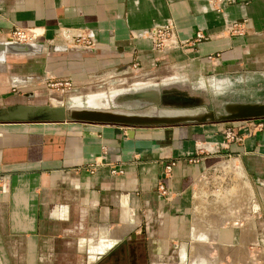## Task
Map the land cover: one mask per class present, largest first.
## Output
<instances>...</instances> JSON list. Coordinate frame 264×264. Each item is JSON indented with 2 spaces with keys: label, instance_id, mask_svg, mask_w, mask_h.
Segmentation results:
<instances>
[{
  "label": "crops",
  "instance_id": "obj_1",
  "mask_svg": "<svg viewBox=\"0 0 264 264\" xmlns=\"http://www.w3.org/2000/svg\"><path fill=\"white\" fill-rule=\"evenodd\" d=\"M167 22L179 43H190L157 53L142 34ZM231 24L241 25V32L230 31ZM14 28H36L49 44L60 42L61 32L91 39L92 51L72 46L48 54L46 63L55 66V74L75 83L128 66L153 70L158 64L179 68L185 76L197 70L218 88L242 83L248 75L264 76V0H233L219 10L208 0H0V41ZM198 32L208 39L192 42ZM14 59L12 79L6 66L0 67V110L26 105L23 59ZM225 157L238 160L261 192L259 209L249 211L252 220L223 217L209 208L207 214L214 212L209 220L215 221L198 223L195 183ZM229 163L241 179V166ZM168 164L173 165L165 175ZM111 166L123 174H112ZM159 183L165 196L157 190ZM239 187L247 210L255 198L247 182ZM138 230L151 240L146 264H157L173 246L180 252L174 264H264L234 256H250L249 246L264 245V119L136 127L0 122V264H98ZM190 246L194 255L186 261Z\"/></svg>",
  "mask_w": 264,
  "mask_h": 264
},
{
  "label": "rangeland",
  "instance_id": "obj_2",
  "mask_svg": "<svg viewBox=\"0 0 264 264\" xmlns=\"http://www.w3.org/2000/svg\"><path fill=\"white\" fill-rule=\"evenodd\" d=\"M38 36L39 37L35 40L30 37V39L24 41V43L41 44L46 48V51L41 55L30 58L25 57L21 58L23 59V61L20 60V66H23L25 68L26 75V79H24L23 83L21 84H26V105L50 106L54 104L53 100H63L60 104L58 103L55 105H64L66 108L69 105L68 98L80 97L82 99H75L72 105L85 107L89 103H94L96 105V100L98 98L94 95L106 94L107 96L112 97L120 93H136L139 92V88H141L140 90H146L151 84L155 85V87L158 89H171L175 94L194 99L198 102L199 107H197V109H211L215 112L216 116L224 113V106L227 103L236 101L241 102L264 100V76L262 77L260 75H248L242 79V83H234V81H232L229 87L218 88L211 85L210 81L213 78L207 75L205 76L197 70L192 71L193 74L185 76L186 72L180 70L179 68H167L162 64H158L153 70H146L140 66H128L126 67V69L116 74H114V72H107L97 76H91V78H85L84 80H77L79 83H75L71 77H68L66 75L64 77L57 76L55 74V71L53 70L55 69V66L49 67V63H46V60H48V54L50 52H57L54 51L52 47L61 48V50L58 52L64 53L66 51L63 49H68L69 51L72 46H79L83 48L84 43H82V41L76 42L74 40V37H72L70 34L62 32L59 33L58 36L60 38V42L53 44H49L45 41L43 32ZM71 39H73L74 41H72ZM14 58L17 57L10 56L7 58V56H5L4 64L9 70L10 79H12V70H16L15 68L17 66V59ZM35 58H37V60L41 59L42 61H38L37 63L35 62ZM13 59L15 61H13ZM61 67L62 66H58V69H60ZM218 81H220V79H218ZM10 86H12V83H10ZM156 93V96L159 98L157 104H159L161 103L160 92L156 91ZM94 99L96 100L93 101ZM169 107L172 108L174 106L170 105ZM112 108L115 109V107L113 106ZM128 108L133 107L128 106ZM194 109H196V107ZM176 110L187 111L185 109H171L165 111L162 110L160 112L163 113ZM43 117L48 118L49 114L44 113ZM231 160L235 161L236 165L241 166V172L243 174V177L241 179H238L236 177L237 175H235L232 169H228L233 168L230 163L227 164ZM222 164L223 167H221ZM242 182H247L249 184L252 192L251 196L252 198H255L251 199L252 202L250 203V205L248 204L250 208L248 207L247 210L245 207L247 202H244L245 199H243V197L239 195L240 190H242V188H240L239 186ZM193 192L194 199H198L199 201L198 204L196 203L197 210H195V212L198 211L201 214L200 215L196 213L200 217L199 221H197L198 223H212L213 221H215L209 220L212 219V213H214L209 212L211 214H207L209 208H213L215 210V213H218L223 217L230 216L241 218L243 216H247V218L252 220L254 219L255 215L254 213H250L251 210L254 211L255 209L256 213L258 211L257 209H259L258 197L261 195V192L260 195H258L259 190L255 188V186H253V184L250 182L247 174L243 170L242 164L238 160L231 157L222 158L212 168L207 170V172L196 181ZM231 195L232 198H229ZM236 200L237 202H235ZM234 204H237V206L232 209V206ZM202 217L207 218V220L202 219ZM228 225H233L235 227V230H238V228L240 229L239 226L234 225L230 222L228 223ZM138 231L139 233L138 235H136V237L139 239V242L136 245V255L138 260L144 263L146 257L145 246L147 245V242H151V240H149V233H142L141 230ZM191 238L192 236L187 235V240ZM191 242L195 243L196 241L192 240ZM124 243H129V237L124 240ZM129 247L130 246L127 245V247H123L121 251H119L120 253L116 258L115 264H128ZM192 248L194 247L190 246L189 250L185 251L186 261L189 260L193 254ZM247 249L250 256L246 254L242 255V253H235V259H249L248 257H251L249 259L251 260V262H257L258 260L264 261V252L262 253L264 245L256 244L249 246V248ZM179 255V249H175V246H173L170 248L168 253H166L165 255H160L157 258V264H174V261ZM217 256L219 257L220 253L217 254Z\"/></svg>",
  "mask_w": 264,
  "mask_h": 264
},
{
  "label": "water",
  "instance_id": "obj_3",
  "mask_svg": "<svg viewBox=\"0 0 264 264\" xmlns=\"http://www.w3.org/2000/svg\"><path fill=\"white\" fill-rule=\"evenodd\" d=\"M4 43H8L13 46L25 45L14 42L11 40H5ZM34 44V43H32ZM54 51H60L61 48L52 47ZM68 51V49H63ZM70 50V49H69ZM72 50V49H71ZM70 50V51H71ZM86 51V50H81ZM92 51V50H89ZM10 56H16L14 54H8L7 58ZM7 60V59H6ZM124 69V68H123ZM120 72V71H119ZM139 91H143L140 90ZM148 90L156 89L160 92L161 103L157 105L147 104V103H132L125 102L119 105V107L115 108V110H121L130 112L126 113H115L110 114L107 112H93V111H79L74 112V110H69L64 105H45L40 106V109H36L34 113H31L28 110V106L26 105H18L14 107H8L0 110V122L2 123H15V122H28L32 120H41V121H54V122H63L66 120L77 121V122H85V123H103V124H114L125 127H136L143 125H173V124H183L188 122H206V121H238V120H253V119H264V103L262 104H225L224 113L225 115L216 116L215 112L211 109L207 110L204 108H198V102L194 99L192 101L186 102H177V101H165L168 96H183L173 93L171 89H158L155 85H150ZM146 89V90H147ZM135 92V89H134ZM171 92V93H169ZM133 93V92H131ZM186 97V96H185ZM194 100V101H193ZM173 105L174 107L170 108L169 106ZM232 105L235 109L233 111L228 110V106ZM133 107V108H128ZM196 107V109H194ZM191 108V109H190ZM173 110V109H185L187 111H198V110H206L208 111V116L203 118H184V119H165L160 111L165 110ZM44 113H48L49 117L44 118ZM152 116L158 117L157 119L152 120H144L140 118L141 116ZM126 237V236H125ZM124 237V238H125ZM132 238L135 236L132 235ZM123 240V239H122ZM120 240L118 244L122 241ZM117 244V245H118Z\"/></svg>",
  "mask_w": 264,
  "mask_h": 264
},
{
  "label": "bare ground",
  "instance_id": "obj_4",
  "mask_svg": "<svg viewBox=\"0 0 264 264\" xmlns=\"http://www.w3.org/2000/svg\"><path fill=\"white\" fill-rule=\"evenodd\" d=\"M35 35H39L40 32L38 30L34 31ZM24 44V43H21ZM79 50H92V48H80ZM46 51V48L41 45V44H25V45H19V46H13L8 43H4V41H0V67L5 66V56L8 54H14L17 58H25V57H35L38 55H41L43 52ZM54 53V52H53ZM12 82V81H11ZM13 84V83H12ZM15 84V83H14ZM156 91L158 90H144V91H139L136 93H120L115 96H107L106 94H97L94 96H97V100L94 99L93 101L96 100V105L94 103L92 104H87L85 107L83 106H76L72 105L75 99H82L80 97H73V98H68L69 105L67 109L69 110H74V112H79V111H93V112H107L110 114H115V113H126L129 114L130 112L127 111H119L115 110L112 108L119 107L122 103L125 102H132V103H147V104H152L156 105L157 102L159 101V98L156 96L157 93ZM90 96V95H88ZM87 97V96H85ZM84 97V98H85ZM16 99V98H15ZM169 101H177V102H186V101H192L191 98L185 97V96H168L165 98ZM161 100V99H160ZM15 101V100H14ZM63 100L61 101H55L53 100V105L55 104H60ZM194 101V100H193ZM40 105V104H39ZM28 106V105H26ZM36 109H40V106H34V105H29L28 110L31 113H34ZM234 106L229 105L228 110L233 111ZM164 116L163 118L165 119H184V118H203L208 116V111L206 110H200L198 112H192V111H168V112H163L161 113ZM140 118L144 120H152V119H157L158 117H152V116H141ZM159 119V118H158ZM194 251V250H193ZM196 253V252H195ZM205 254V253H204ZM194 255V254H193Z\"/></svg>",
  "mask_w": 264,
  "mask_h": 264
},
{
  "label": "built area",
  "instance_id": "obj_5",
  "mask_svg": "<svg viewBox=\"0 0 264 264\" xmlns=\"http://www.w3.org/2000/svg\"><path fill=\"white\" fill-rule=\"evenodd\" d=\"M208 2H209V6L211 7V9L219 10L221 9V6L224 2L232 3L233 0H208ZM239 27L241 28V25L231 24L228 26V29L232 32L240 33L241 30L239 29ZM35 30L37 29L36 28L35 29L14 28L8 34H6V40H11V41L18 42V43H24V41L29 40L30 37L33 38V40H35L36 38L39 37L38 35L34 34ZM72 37H74V40L76 42L82 41V43H84L83 48H93L94 47L92 40L88 39L87 36H78V37L72 36ZM142 37L151 41L152 49L153 51L157 53H166L168 51L174 50L181 44L185 45L186 43H190V42H182V43L178 42L176 32H175V27L170 22H167L162 25L154 26L151 30L144 32L142 34ZM207 39H208L207 35L203 34L202 32H198L195 34L193 40L191 41L199 43ZM71 40L74 41L73 39ZM257 126L261 127L262 125L258 124ZM226 136L228 138L230 137L234 138V135H232L231 132H228ZM172 165L173 164H168L165 166L164 168L165 175L169 174ZM110 168H112L110 171L112 174H123V170L120 168H117L115 166H111ZM157 190L161 196H165L166 189L164 188L162 183L158 184Z\"/></svg>",
  "mask_w": 264,
  "mask_h": 264
},
{
  "label": "flooded vegetation",
  "instance_id": "obj_6",
  "mask_svg": "<svg viewBox=\"0 0 264 264\" xmlns=\"http://www.w3.org/2000/svg\"><path fill=\"white\" fill-rule=\"evenodd\" d=\"M18 106V105H17ZM135 237L132 238L131 236L129 237V243H124V240L126 238H124L118 245H116L112 250H110L108 253H106L103 256V259L98 263V264H115L116 258L119 256V251H121V249L123 247H129V260H128V264H146V257H145V262H141L138 260L137 258V243L139 242V239L136 237V235H134ZM133 245V246H132ZM133 247V248H132ZM133 251V252H132ZM176 260H180V255L176 258Z\"/></svg>",
  "mask_w": 264,
  "mask_h": 264
}]
</instances>
